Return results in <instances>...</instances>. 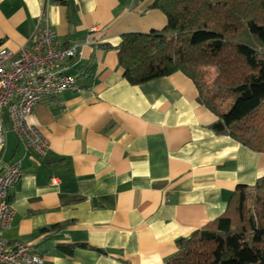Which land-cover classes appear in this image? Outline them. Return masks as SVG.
Listing matches in <instances>:
<instances>
[{"label":"crops","instance_id":"obj_1","mask_svg":"<svg viewBox=\"0 0 264 264\" xmlns=\"http://www.w3.org/2000/svg\"><path fill=\"white\" fill-rule=\"evenodd\" d=\"M155 2L0 0V43L9 50L39 23L80 44L66 69L78 87L34 108L47 155L12 131L0 145V172L18 160L23 172L3 237L31 243L52 264H164L180 238L224 213L238 185L264 175V152L217 133L218 116L184 73L140 84L123 76L115 48L122 34L166 25Z\"/></svg>","mask_w":264,"mask_h":264},{"label":"trees","instance_id":"obj_2","mask_svg":"<svg viewBox=\"0 0 264 264\" xmlns=\"http://www.w3.org/2000/svg\"><path fill=\"white\" fill-rule=\"evenodd\" d=\"M163 29L125 32L115 47L131 84L181 71L218 116L217 133L264 152V0H156ZM105 47L111 48L106 45ZM207 68H214L209 80ZM164 264H264V175L227 209L177 241Z\"/></svg>","mask_w":264,"mask_h":264},{"label":"built area","instance_id":"obj_3","mask_svg":"<svg viewBox=\"0 0 264 264\" xmlns=\"http://www.w3.org/2000/svg\"><path fill=\"white\" fill-rule=\"evenodd\" d=\"M44 14H42L41 19ZM95 27L90 31L94 32ZM88 37L85 43H92ZM80 44L63 43L49 24H38L30 40L12 51L0 43V145L12 131L26 149L44 157L50 150L35 119V106L47 97L78 87L77 77L66 72L67 62L80 56ZM7 115L9 126L5 124ZM20 160L0 172V264H52L24 240L8 241L2 231L15 216L11 192L21 178ZM56 182V178L52 179Z\"/></svg>","mask_w":264,"mask_h":264},{"label":"rangeland","instance_id":"obj_4","mask_svg":"<svg viewBox=\"0 0 264 264\" xmlns=\"http://www.w3.org/2000/svg\"><path fill=\"white\" fill-rule=\"evenodd\" d=\"M208 71V79L211 80L215 76L214 68H207Z\"/></svg>","mask_w":264,"mask_h":264}]
</instances>
